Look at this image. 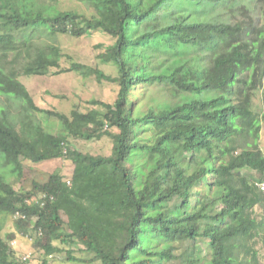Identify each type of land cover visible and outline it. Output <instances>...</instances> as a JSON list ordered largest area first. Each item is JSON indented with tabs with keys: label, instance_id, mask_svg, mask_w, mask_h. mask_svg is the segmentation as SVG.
Returning a JSON list of instances; mask_svg holds the SVG:
<instances>
[{
	"label": "trees",
	"instance_id": "1",
	"mask_svg": "<svg viewBox=\"0 0 264 264\" xmlns=\"http://www.w3.org/2000/svg\"><path fill=\"white\" fill-rule=\"evenodd\" d=\"M59 1L0 0V97L23 110L15 119L0 101L3 165L21 180L25 161L73 164L70 176L53 174L27 191L0 175V264H29L15 254L19 236L44 253L41 264L63 253L87 264H260L264 24L257 1L237 6L231 22L197 15L194 5L221 0H82L91 17L62 11ZM44 30L77 39L105 34L113 43L95 46L96 58L116 74L27 40ZM16 52L21 67L9 59ZM66 73L114 85L116 100H90L87 111L43 110L20 80ZM35 113L59 121L64 134L47 132ZM104 138L113 143L108 154L71 143ZM6 215L15 226L4 235ZM61 246L82 247L91 258Z\"/></svg>",
	"mask_w": 264,
	"mask_h": 264
},
{
	"label": "rangeland",
	"instance_id": "2",
	"mask_svg": "<svg viewBox=\"0 0 264 264\" xmlns=\"http://www.w3.org/2000/svg\"><path fill=\"white\" fill-rule=\"evenodd\" d=\"M256 1V16L260 18L261 21H259L264 24V1L262 0H260V2L258 0H221L217 3L206 4L200 8L197 7V4L194 5V7L197 9V15L201 14L205 17L206 14H208L211 21L231 22L233 20V10L237 6L246 4L249 8H253ZM56 6L62 11H75L85 14L88 17L95 14L87 3L82 0H60ZM237 15H239V12H237ZM27 40H32L34 44H40L41 46L46 44L57 45L63 49L65 54L71 56L75 62L99 67L106 73L112 75H115L117 72L115 67L104 64L96 58L95 46H107L113 43L109 37L100 32L93 33L89 37L77 39L67 35H50L44 30L30 34ZM9 55L10 60H15L16 63L19 64L18 67H21L25 63L23 57H19L17 52ZM20 80L28 88L37 106L43 110H50L53 112L68 113L75 105H79L84 111H87L91 108L88 104L90 100L103 99L109 103H113L117 97V88L114 85L108 83L99 84L94 79H85L76 73H66L55 76L21 77ZM159 89L160 88L157 87L154 88V92L158 93L157 95L159 97L166 100L172 98L168 91ZM261 97V93H258L256 98L257 103H259ZM0 101L5 108L10 106L11 116L15 119H17L23 111L22 105L17 101L13 100V102L8 103L7 99L4 97H0ZM99 111L103 112L104 109L99 108ZM258 112H260L259 109ZM34 117L37 121L42 123L47 132L54 135L64 134L62 125L56 119L50 118L43 113H35ZM19 121L20 120H18V123ZM261 142L264 151V127L261 135ZM71 143L73 147L82 152H91L94 154H108L113 147V143L109 138H104L95 142L71 140ZM3 163V158L0 157V175L7 178L14 188L20 191L30 190L35 182H47L49 177L53 174L70 176L73 171V164L65 159L53 160L40 164L25 161L23 177L19 180L12 175L10 172L11 169L5 167ZM252 177L257 179L255 175H252ZM59 204L62 207L65 218H67L72 213L69 206L63 201L59 202ZM255 214L258 219L264 223V208L262 210L257 209ZM1 220L4 223V235L14 232L15 225L12 216H3ZM14 242H12L14 244V251L19 259L23 258L24 260H29V264H41L42 260L46 258L43 252H39L33 247V240L28 237L19 236ZM61 247L66 250H74V256L76 258H91V255L85 252L82 247ZM256 249L258 250L260 264H264L263 235H260L257 239ZM48 259L51 261V264H87L70 262L65 253L51 256ZM92 264H101V262Z\"/></svg>",
	"mask_w": 264,
	"mask_h": 264
},
{
	"label": "built area",
	"instance_id": "3",
	"mask_svg": "<svg viewBox=\"0 0 264 264\" xmlns=\"http://www.w3.org/2000/svg\"><path fill=\"white\" fill-rule=\"evenodd\" d=\"M260 188L264 191V182L260 185ZM14 244H15V242H14Z\"/></svg>",
	"mask_w": 264,
	"mask_h": 264
}]
</instances>
